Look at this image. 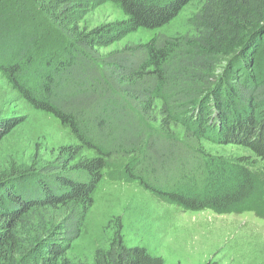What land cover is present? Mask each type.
Wrapping results in <instances>:
<instances>
[{
    "label": "trees",
    "instance_id": "1",
    "mask_svg": "<svg viewBox=\"0 0 264 264\" xmlns=\"http://www.w3.org/2000/svg\"><path fill=\"white\" fill-rule=\"evenodd\" d=\"M102 1L0 0V71L76 140L54 163L0 174V264H74L67 253L111 163H125L129 177L186 209L264 218V166L257 175L222 160L211 165L204 147L242 145L264 163V73L254 76L264 0H206L192 32L158 33L105 53L134 29L166 25L192 0H112L123 20L83 25ZM17 124L0 121V140ZM118 223L93 264H164L126 246Z\"/></svg>",
    "mask_w": 264,
    "mask_h": 264
},
{
    "label": "rangeland",
    "instance_id": "2",
    "mask_svg": "<svg viewBox=\"0 0 264 264\" xmlns=\"http://www.w3.org/2000/svg\"><path fill=\"white\" fill-rule=\"evenodd\" d=\"M205 1L192 0L166 25L134 29L101 52L145 42L158 33H190ZM124 18L118 3L103 0L87 10L81 23L91 28ZM261 50L254 76L264 73V46ZM4 120L18 124L0 140V174L11 170L24 173L54 163L61 146L76 142L66 125L49 113L31 108L0 71V121ZM204 147L211 165L222 160L228 167L238 164L257 175L263 172L264 163L242 145L205 140ZM126 166L111 163L104 170L80 236L67 253L74 264H93L94 251L108 246L118 222L126 246L144 247L151 255L160 256L164 264H264V218L253 210L216 213L211 209H186L171 201L162 189L149 188L129 177ZM27 181L22 179L24 184ZM204 186L206 181L198 180L196 191L203 192Z\"/></svg>",
    "mask_w": 264,
    "mask_h": 264
}]
</instances>
